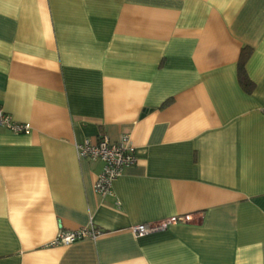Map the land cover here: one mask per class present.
Returning <instances> with one entry per match:
<instances>
[{"label":"crops","instance_id":"crops-1","mask_svg":"<svg viewBox=\"0 0 264 264\" xmlns=\"http://www.w3.org/2000/svg\"><path fill=\"white\" fill-rule=\"evenodd\" d=\"M0 109V264H264V0H0ZM125 133L102 197L75 146Z\"/></svg>","mask_w":264,"mask_h":264},{"label":"built area","instance_id":"built-area-1","mask_svg":"<svg viewBox=\"0 0 264 264\" xmlns=\"http://www.w3.org/2000/svg\"><path fill=\"white\" fill-rule=\"evenodd\" d=\"M0 127L16 133L29 132V123L14 121L9 114L0 109ZM79 157L99 160L102 163L101 170L93 183V191L104 197L113 195V181L121 175L123 169L136 161L134 148L127 133L121 134L118 140L109 141L105 135H100L96 140L85 138L76 144ZM114 204L119 203L115 199ZM182 220L180 217H168L160 221L138 223L130 227L135 235H144L165 229L169 224ZM100 231L92 227H81L76 230L59 229L51 244H68L75 240L91 237L95 238Z\"/></svg>","mask_w":264,"mask_h":264},{"label":"trees","instance_id":"trees-1","mask_svg":"<svg viewBox=\"0 0 264 264\" xmlns=\"http://www.w3.org/2000/svg\"><path fill=\"white\" fill-rule=\"evenodd\" d=\"M250 49L243 48L240 52L238 64H237V76L240 86L246 92H251L254 83L249 79L246 70H245V62L249 57Z\"/></svg>","mask_w":264,"mask_h":264}]
</instances>
